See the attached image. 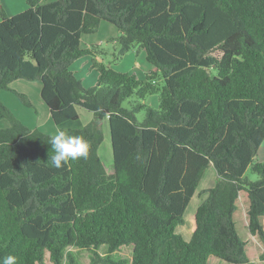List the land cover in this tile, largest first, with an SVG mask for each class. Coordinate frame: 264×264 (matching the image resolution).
I'll return each mask as SVG.
<instances>
[{
	"label": "trees",
	"instance_id": "1",
	"mask_svg": "<svg viewBox=\"0 0 264 264\" xmlns=\"http://www.w3.org/2000/svg\"><path fill=\"white\" fill-rule=\"evenodd\" d=\"M25 3L13 16L0 6V91L31 107L10 84L39 81L53 124L89 150L53 167L50 135L0 101V261L80 264L87 253V264H264V161L252 163L264 141V0ZM101 22L118 31L121 56L144 51L161 88L153 73L96 62V84L83 87L71 68L95 59L81 37ZM156 93L158 110L122 108ZM78 108L95 121L81 125ZM103 119L110 174L98 155ZM210 166L218 179L189 218L187 242L175 230ZM249 167L256 182L242 179Z\"/></svg>",
	"mask_w": 264,
	"mask_h": 264
},
{
	"label": "rangeland",
	"instance_id": "2",
	"mask_svg": "<svg viewBox=\"0 0 264 264\" xmlns=\"http://www.w3.org/2000/svg\"><path fill=\"white\" fill-rule=\"evenodd\" d=\"M53 0H42L43 3L51 2ZM0 4L3 6L4 10H21V7L16 4V0H0ZM118 31L115 27L108 24L107 22H101L97 31L94 34L83 35L81 37V45L83 48L92 49L95 54H97L101 59V63L97 59H93L89 56V68L84 70L83 74L77 73L76 67L72 72L78 78L84 88L94 86L97 81V71L96 68H92L93 62H96L99 65H103L105 68H110L116 72L128 73L135 69L143 73H153L154 81L156 83V89L161 88L163 84V79L156 70L155 67L149 65L145 60V53L142 50H139L136 46L132 47L125 55L121 56L119 54V46L116 42L118 37ZM86 59V58H85ZM78 65V64H77ZM10 88L17 90L16 92L25 94L31 102V107L23 105L18 98L9 91H0V101L2 104L7 107L12 114L27 128L37 129L45 134L51 135L56 130L57 127L53 124L51 119L48 117V110L45 104L42 102L39 92L41 84L39 81H26V80H17L10 85ZM135 105H144L145 107L158 110L159 106V95L151 94L146 96L143 100H140L136 96L125 100L122 103V108L130 109ZM79 120L81 125H86L90 122L95 121V117L92 113L87 112L84 109L78 108ZM144 112L143 110L136 114L138 121H142ZM7 123L6 120H0V128L5 126ZM8 125V123H7ZM98 126L103 134V141L98 149V155L102 161L107 173H112V152L111 144L109 138V130L107 119H103L98 122ZM264 161V141L259 147L256 156L253 159V164L262 163ZM218 177L213 169V167H208L202 176L196 191L189 201L183 215H182V224L178 226L175 230L176 234H180L185 241L190 240V222L189 218L195 212L196 208L205 200L207 197L208 189L212 188L215 185ZM243 180L246 182H256L258 177L251 172L250 167L245 171ZM105 249L100 250L101 254H104ZM64 253H74L73 249H66ZM86 255V257H85ZM89 254L82 253L78 254L80 264H87ZM122 256H115V258L120 259ZM123 258V257H122ZM127 264H130V257H124ZM66 263V262H65Z\"/></svg>",
	"mask_w": 264,
	"mask_h": 264
},
{
	"label": "clouds",
	"instance_id": "3",
	"mask_svg": "<svg viewBox=\"0 0 264 264\" xmlns=\"http://www.w3.org/2000/svg\"><path fill=\"white\" fill-rule=\"evenodd\" d=\"M48 144L53 152L48 162L57 169L88 155L89 143L86 139L59 128L49 136ZM0 264H16V257L9 255Z\"/></svg>",
	"mask_w": 264,
	"mask_h": 264
},
{
	"label": "crops",
	"instance_id": "4",
	"mask_svg": "<svg viewBox=\"0 0 264 264\" xmlns=\"http://www.w3.org/2000/svg\"><path fill=\"white\" fill-rule=\"evenodd\" d=\"M42 3H43V2H42ZM16 4H18V6L21 7V10L14 11V10H8V9H6L5 12L8 14V16L16 15V14H18V13L24 11V10L27 8V5H26V3H25V0H16ZM0 6L3 7L1 4H0ZM95 56H96L95 58L97 59V61H98L99 63H101L102 59H101L97 54H95ZM85 58H86V59H85ZM89 60H90V59H89V56H88V57L81 58V59H78V60L74 63V65H73L72 67H73V69H75V67H76L77 73L83 74V73H84V70H85V69H88L89 66H90L89 63H88ZM77 64H78V65H77ZM71 70H72V68H71ZM74 75H75V74H74ZM14 82H15V81H14ZM14 82H12V83L10 84L11 87H12V84H13ZM12 89H13V88H12ZM40 90H41V88H40ZM16 91H17V90H16ZM39 95H40V92H39ZM48 117L50 118L49 113H48ZM6 126H7V123H6V125L3 126V127H6ZM3 127H2V128H3Z\"/></svg>",
	"mask_w": 264,
	"mask_h": 264
}]
</instances>
